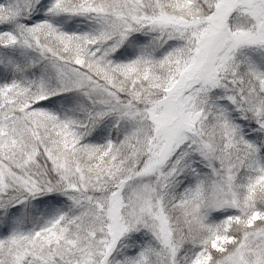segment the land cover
Here are the masks:
<instances>
[{
    "label": "snow or ice",
    "instance_id": "6c2138e0",
    "mask_svg": "<svg viewBox=\"0 0 264 264\" xmlns=\"http://www.w3.org/2000/svg\"><path fill=\"white\" fill-rule=\"evenodd\" d=\"M0 264H264V0H0Z\"/></svg>",
    "mask_w": 264,
    "mask_h": 264
}]
</instances>
